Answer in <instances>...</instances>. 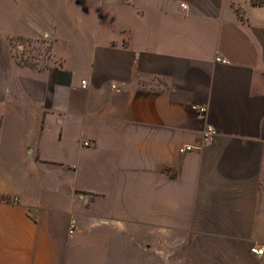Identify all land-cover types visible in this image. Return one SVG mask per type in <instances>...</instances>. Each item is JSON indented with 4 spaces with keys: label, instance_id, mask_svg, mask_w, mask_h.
I'll return each mask as SVG.
<instances>
[{
    "label": "crops",
    "instance_id": "1",
    "mask_svg": "<svg viewBox=\"0 0 264 264\" xmlns=\"http://www.w3.org/2000/svg\"><path fill=\"white\" fill-rule=\"evenodd\" d=\"M0 264H264V6L0 0Z\"/></svg>",
    "mask_w": 264,
    "mask_h": 264
},
{
    "label": "rangeland",
    "instance_id": "2",
    "mask_svg": "<svg viewBox=\"0 0 264 264\" xmlns=\"http://www.w3.org/2000/svg\"><path fill=\"white\" fill-rule=\"evenodd\" d=\"M23 41L24 40H21L20 42L19 41L16 42L15 53H17V54L21 53V49L24 45ZM24 43H25V48H23L24 54L29 53V52H31V54H34V55L40 54L41 56H40V59L38 60L39 64H41V65L48 64V61L45 60V56H44L47 53V52H45V47L47 45L40 43V42H37V41H31V42L29 41V42H24ZM37 57H39V56L37 55Z\"/></svg>",
    "mask_w": 264,
    "mask_h": 264
},
{
    "label": "built area",
    "instance_id": "3",
    "mask_svg": "<svg viewBox=\"0 0 264 264\" xmlns=\"http://www.w3.org/2000/svg\"><path fill=\"white\" fill-rule=\"evenodd\" d=\"M222 61L225 62V60H222ZM82 83L84 84V81H82ZM186 149H189V146H187ZM72 226L73 225L71 224V227ZM250 250H251V252H253L254 254H256L258 256L263 255V248L262 247L252 246Z\"/></svg>",
    "mask_w": 264,
    "mask_h": 264
},
{
    "label": "trees",
    "instance_id": "4",
    "mask_svg": "<svg viewBox=\"0 0 264 264\" xmlns=\"http://www.w3.org/2000/svg\"><path fill=\"white\" fill-rule=\"evenodd\" d=\"M250 2L255 6H264V0H250Z\"/></svg>",
    "mask_w": 264,
    "mask_h": 264
}]
</instances>
